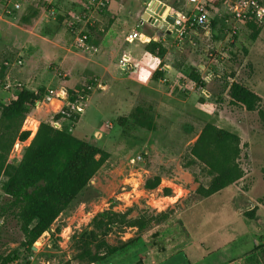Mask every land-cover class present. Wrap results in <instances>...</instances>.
<instances>
[{
  "label": "rangeland",
  "instance_id": "rangeland-1",
  "mask_svg": "<svg viewBox=\"0 0 264 264\" xmlns=\"http://www.w3.org/2000/svg\"><path fill=\"white\" fill-rule=\"evenodd\" d=\"M99 1L29 0L11 12L0 1V106L13 100L8 83L15 94L32 87L44 95L52 87L72 96L93 80L100 85L82 115L86 122L78 130L64 121V128L108 153L87 188L31 252L21 245L15 216H1L0 258L17 251L20 259L13 264H82L74 248L76 235L90 227L96 214L113 210L140 226L112 225L105 239L121 248L97 264H264V122L259 114L264 108V32L253 40L246 22L240 23L230 42L227 25L212 20L208 33L200 29L193 36L196 44L179 48L168 37L173 47L158 56L129 38L151 0H103L102 7ZM161 1L187 10L186 0ZM220 1H213V14ZM71 14L86 23L91 49L76 46L68 26ZM124 56L130 58L129 69L120 66ZM163 63L171 65V72L154 79ZM201 64L214 73L205 91L175 80ZM232 82L262 97L255 110L232 99ZM61 105L53 99L30 107L22 129L31 134L14 143L7 164L20 163L40 123H52ZM208 122L241 136L238 161L244 176L203 198L196 190L211 177L200 166L183 163ZM156 175L161 183L146 189V180ZM7 179L0 175V212ZM166 187L172 189L169 196Z\"/></svg>",
  "mask_w": 264,
  "mask_h": 264
},
{
  "label": "trees",
  "instance_id": "trees-1",
  "mask_svg": "<svg viewBox=\"0 0 264 264\" xmlns=\"http://www.w3.org/2000/svg\"><path fill=\"white\" fill-rule=\"evenodd\" d=\"M245 22L252 30L253 40L264 32V23L252 18ZM147 50L161 56L165 47L161 42L152 41L147 43ZM185 73L198 84H203L196 68ZM160 74L164 72L156 71L153 78L157 79ZM3 78L4 70L1 69L0 81ZM229 92L234 101L248 110H255L262 100L259 94L239 82H232ZM44 95L22 88L15 99L0 106V175L4 173L8 177L2 186L6 200L1 207L0 217L7 212L15 216L23 233L21 245L26 253L33 250L34 242L49 231L60 214L82 194L108 155L96 144L65 129L64 122L62 128H57L49 121H42L20 163L7 164L14 143L29 138L31 132L22 129L23 124L30 107L35 106L36 100ZM259 114L264 122V108L259 110ZM61 116L62 113H57L54 119ZM73 120L78 121L79 115ZM241 142V136L233 131L210 122L203 126L189 150L188 161L183 163L186 167L196 164L211 177L207 186L200 184L197 188L199 196L210 197L244 176L238 161L242 151ZM160 183L161 176L156 175L146 180L145 188L151 190ZM171 194L172 189L166 187L164 195ZM125 214L113 210L99 212L90 227L76 235L74 248L82 264L99 262L121 248L105 239L112 225L140 226L137 219H126ZM19 259L20 254L15 251L12 255L2 256L0 264H13Z\"/></svg>",
  "mask_w": 264,
  "mask_h": 264
},
{
  "label": "built area",
  "instance_id": "built-area-1",
  "mask_svg": "<svg viewBox=\"0 0 264 264\" xmlns=\"http://www.w3.org/2000/svg\"><path fill=\"white\" fill-rule=\"evenodd\" d=\"M5 1V7L8 11H18L22 8L23 4L29 0H3ZM189 8L187 10H175L172 6L162 2L161 0L149 1L140 15L135 30L130 36L131 40L138 39L142 43H150L153 41V37L143 32L142 30L146 27L154 29L155 32L158 30L162 34V39L167 40L168 37L173 38V44L177 47H184L187 39H190V33L195 32L197 29L206 30L209 32L210 23L212 20L217 22H223L227 25L228 34L227 40L233 41L235 34H237L238 24L244 23L248 18L255 19L260 23H264V0H223L219 6V12L213 14L212 8L214 6L213 0H186ZM100 6L104 5L103 0L99 1ZM167 9V11H166ZM148 14L147 18H144V14ZM161 14V21H158L156 14ZM172 15L174 22L171 23L167 20V17ZM82 18L79 15L71 14L68 20V26L73 30L75 34V44L77 47L84 49H91L89 44V34L85 29L86 23H81ZM163 40V41H164ZM162 43V42H161ZM196 44L194 41L192 45ZM163 46H165L162 43ZM120 66L123 69H129L131 67L130 58L124 56L120 59ZM162 69V68H161ZM205 72L203 73V71ZM197 72L201 74L202 83L198 84L196 81L191 79L187 73H182L177 79H183L185 87L188 89L200 88L205 91V85L210 83L214 77L212 70L206 68L205 65H200L197 68ZM166 80V76L164 77ZM97 84L91 80L88 83H84V86L76 90L73 95V99L70 98L66 90L58 92L55 88H50L48 92L41 98L36 100L35 105L39 106L42 103H47L56 99L60 101L61 105L58 113H62L59 119H54L52 124L57 128L63 127V122L68 121L72 126L76 124L73 117L82 115L86 110V105L89 101L91 93L96 89ZM6 88L12 91L11 83L6 85ZM17 94H13L12 98L15 99ZM111 124L109 123L108 126ZM86 264H97L96 262Z\"/></svg>",
  "mask_w": 264,
  "mask_h": 264
},
{
  "label": "crops",
  "instance_id": "crops-1",
  "mask_svg": "<svg viewBox=\"0 0 264 264\" xmlns=\"http://www.w3.org/2000/svg\"><path fill=\"white\" fill-rule=\"evenodd\" d=\"M186 4H187V2H186ZM189 8V5L187 4V9ZM142 11H143V9H141V11H140V13H139V16H138V20H139V18H140V15H141V13H142ZM152 29V28H151ZM135 30V29H134ZM202 30V29H201ZM142 31L143 32H145V33H148V34H150L152 37H153V41H158V42H162L165 46V48L166 49H170L171 47H173L172 45H171V43H170V39H167V40H164V39H162V34H161V32L158 30L157 32H147L146 30H145V28H143L142 29ZM199 32H200V29H197L196 30V33L194 32H191L190 33V36H189V38L190 39H187V41H186V43H185V45L184 46H186V45H192V42L194 41L195 43H196V40L194 39V35H198L199 34ZM133 33V32H132ZM131 36V35H130ZM195 36V37H196ZM130 38V37H129ZM197 38V37H196ZM164 40V41H163ZM140 41V40H139ZM140 43H142L141 41H140ZM142 44H147V43H142ZM137 60H139V61H141L142 62V60H140L139 58L137 59ZM130 63H131V61H130ZM201 65H203V64H201ZM162 68V69H161ZM171 65L169 64V63H163V65H161L160 66V70L162 71V72H164V74L166 75V73H168V72H171ZM182 73H179L177 76L179 77L180 75H181ZM175 78V80L177 81L178 79H177V77H174ZM27 89H29V90H32V91H34V88H32V87H26ZM197 89H199V88H197ZM190 90H192V89H190ZM193 90H196V89H193ZM8 93V92H7ZM10 94H15L14 93V91L12 90V91H10ZM9 95V94H8ZM90 99V98H89ZM37 109V108H36ZM36 109L35 110H33V111H36ZM55 114V113H54ZM57 114V113H56ZM83 115V114H82ZM82 115H80L81 117H79V120H78V122L76 123V128L78 129V130H81V128H82V125L86 122V119H87V116L86 115H84V116H82Z\"/></svg>",
  "mask_w": 264,
  "mask_h": 264
},
{
  "label": "water",
  "instance_id": "water-1",
  "mask_svg": "<svg viewBox=\"0 0 264 264\" xmlns=\"http://www.w3.org/2000/svg\"><path fill=\"white\" fill-rule=\"evenodd\" d=\"M143 17H144V18H147V17H148V14H147V13L144 14ZM156 18H157L158 21H161V19H162V18H161V14H160V13H159V14H156ZM167 20H168L169 22L173 23V22H174V17H173L172 15H169V16L167 17ZM33 249H36V247L33 246Z\"/></svg>",
  "mask_w": 264,
  "mask_h": 264
},
{
  "label": "bare ground",
  "instance_id": "bare-ground-1",
  "mask_svg": "<svg viewBox=\"0 0 264 264\" xmlns=\"http://www.w3.org/2000/svg\"><path fill=\"white\" fill-rule=\"evenodd\" d=\"M166 11H167V9H166Z\"/></svg>",
  "mask_w": 264,
  "mask_h": 264
}]
</instances>
